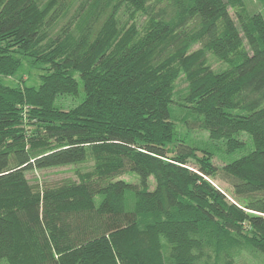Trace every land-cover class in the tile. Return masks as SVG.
<instances>
[{
    "label": "trees",
    "instance_id": "trees-1",
    "mask_svg": "<svg viewBox=\"0 0 264 264\" xmlns=\"http://www.w3.org/2000/svg\"><path fill=\"white\" fill-rule=\"evenodd\" d=\"M189 1L192 26L151 19L121 28L123 6L144 14L147 0H90L75 34L41 48L70 0L47 10L38 0H0V263L165 264V240L177 264H193L208 236L217 244L244 236L264 256V16L239 13V28L225 0ZM209 55L230 67L213 70ZM25 57L49 66L41 85H5ZM182 74L211 140L234 153L246 134L250 153L219 171L191 146H173ZM63 96L82 99L63 110ZM86 164L77 181L26 177ZM127 172L138 186L117 179ZM219 174L234 201L208 180Z\"/></svg>",
    "mask_w": 264,
    "mask_h": 264
},
{
    "label": "rangeland",
    "instance_id": "rangeland-1",
    "mask_svg": "<svg viewBox=\"0 0 264 264\" xmlns=\"http://www.w3.org/2000/svg\"><path fill=\"white\" fill-rule=\"evenodd\" d=\"M53 1V0H52ZM51 0H38L39 4L45 10L52 5ZM232 18L236 21L239 28L238 14H242L246 18H250L255 14L264 16V0H242L243 5H236L233 0H225ZM90 0H70L69 9L59 18L47 31L46 39L41 44V48L48 45L50 40H57L65 33H76L77 27L82 19L80 17L85 8L88 7ZM189 0H147V11L144 14H134L127 6H123L118 14L119 25L121 28L130 27L136 24L138 28L146 25L151 20H162L169 23L171 26L180 28L183 26H192L195 24V19L188 17L187 9ZM132 15H136V20H132ZM243 49L250 53V48L245 39H243ZM197 44L192 51L200 49ZM208 63L211 68L217 72L224 71L230 66L225 61L209 55ZM49 66L46 64L33 63L31 58L25 57L23 64L18 73L13 77H8L4 80V84L10 87H35L41 85L42 76L48 72ZM189 92V82L185 74H182L174 85V104L171 107V115L175 126V142L174 145L187 144L191 146L196 155L201 160H207L212 163L220 171L227 163H230L253 150L252 141L246 134L238 135V139L244 143V148L229 153L227 145L224 141H213L210 138L209 132L201 127L198 123L196 115H194L188 107L186 98ZM82 97L77 98L71 96H63L58 98L57 105L63 110H70L76 107L81 102ZM194 163V162H193ZM192 166H194L191 163ZM90 164L84 166L73 165L49 168L45 170H37L28 172L26 177L32 184L39 185H57L70 181H77L76 175L78 170L90 169ZM117 179L128 182L132 185H139V178L127 172ZM215 187L223 191L229 200L234 201L235 197L231 186L221 179V175L215 178L208 179ZM151 188H154V179L151 180ZM130 205L133 204L132 197L129 196ZM209 237V236H208ZM208 237L201 239L202 250H193V264H264V256L257 252L253 247L246 243L245 237L235 236L228 237L223 240V243L217 244L214 241H208ZM164 248L163 255L165 264H177L176 246L169 244L163 240ZM0 264H8L1 262Z\"/></svg>",
    "mask_w": 264,
    "mask_h": 264
}]
</instances>
